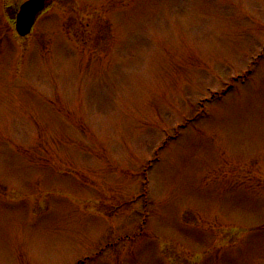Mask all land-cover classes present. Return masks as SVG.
Wrapping results in <instances>:
<instances>
[{
	"label": "rangeland",
	"instance_id": "obj_1",
	"mask_svg": "<svg viewBox=\"0 0 264 264\" xmlns=\"http://www.w3.org/2000/svg\"><path fill=\"white\" fill-rule=\"evenodd\" d=\"M0 0V264H264V0Z\"/></svg>",
	"mask_w": 264,
	"mask_h": 264
},
{
	"label": "water",
	"instance_id": "obj_2",
	"mask_svg": "<svg viewBox=\"0 0 264 264\" xmlns=\"http://www.w3.org/2000/svg\"><path fill=\"white\" fill-rule=\"evenodd\" d=\"M51 2V0H27L20 6L18 13L12 16L19 36L26 37L32 33L39 15Z\"/></svg>",
	"mask_w": 264,
	"mask_h": 264
}]
</instances>
